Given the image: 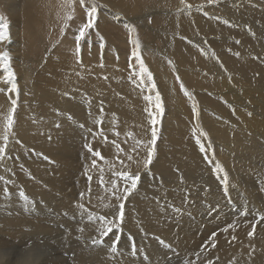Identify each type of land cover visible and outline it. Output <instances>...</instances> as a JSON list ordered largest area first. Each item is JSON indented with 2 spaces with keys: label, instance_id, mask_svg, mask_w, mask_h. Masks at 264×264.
Segmentation results:
<instances>
[{
  "label": "bare ground",
  "instance_id": "obj_1",
  "mask_svg": "<svg viewBox=\"0 0 264 264\" xmlns=\"http://www.w3.org/2000/svg\"><path fill=\"white\" fill-rule=\"evenodd\" d=\"M73 1L78 3V0ZM154 1L148 4L151 9L167 7L168 0ZM43 2L44 0H0V17L8 23L9 33V39L0 43V52H8L10 59H12V53L14 56H20L19 48L25 44L24 39L29 44L34 35L31 30L26 34L25 31L28 28H23L21 24L25 23L26 26L33 22L34 27L38 15L35 17L32 7ZM57 2L55 1L54 4ZM103 2V9L99 12L100 18L97 19V28L91 31V35L93 33L98 37L99 34L105 35L103 28L107 26L109 30L111 24L129 28V33L132 34L134 32L132 26L119 17L121 15L133 16L132 21L143 19V15L138 17L137 14H140L145 0H109L106 2L103 0ZM209 5L208 3L197 12L181 14L183 18L165 17L161 19L153 16L155 17L153 23L163 24L169 19L171 21L172 19L173 21L184 19L183 22H188L193 26L186 27L184 33L197 32L201 36L210 38L209 41L206 40L210 48L197 52L198 55L195 54L196 59L194 60L192 53L197 50L194 48L191 51L193 48L191 45H184L183 51L175 50L170 46L173 57H177L176 52H180L178 57L181 58H179L181 60L179 63L182 67L178 74L168 69L164 63L156 66L157 60L151 56L154 64L147 57V53L142 52V60L151 70L148 72L156 76V78L152 77L155 88L150 91L148 89L142 91L141 87H137L130 80L132 72L139 70V65L136 64L137 61L132 55L136 47L132 48L128 56L118 55L117 48H114V41L111 39V52L106 53L104 61L102 58V60L95 58L97 55H92L86 56L83 61L79 60L78 65L77 60H74L76 57L71 60L52 53L51 57L35 60L36 67L31 68L35 74L31 79L28 80L30 78L28 74H23L19 82H15L17 93L8 90L10 85L5 83V76L0 73V134L3 133L4 122L12 108L13 100L15 101V112L12 114L14 124L12 135L9 136L7 152H12L17 156L32 150L35 152V155L21 158L19 162L12 159L6 161L4 163L6 171L0 167V171H3L0 172V176L5 175L6 179L13 182L10 185L0 182V203L6 205L7 210H14V214L4 216L5 223L1 224L0 221V232L11 231L16 227L22 231L26 228L25 225L29 224L28 221L25 222L28 217L24 218L25 220L19 219L20 212L17 213L20 206H25L24 201L19 197V192L26 191L32 205L38 201L44 208L54 209L48 217L50 214L56 216L58 213L60 216L75 214L78 226L83 227L87 235L94 236L93 233L97 230L94 224L85 221L83 224L79 223L82 213L77 205L82 203L91 212L106 213V216L111 219L117 213L111 205L117 202L105 192L108 185L101 186L98 183L99 168L104 169L105 181L116 179L118 186L122 184V181L114 177L112 173L122 170L139 173L140 178H154L153 181L148 180V182L143 178L142 182L137 185L136 191L124 201V219L120 223L125 229L127 224L135 227L136 221L132 212L136 208V216L139 214L141 216V229L145 230L139 241L145 249H142L143 254H140L141 249H137L135 258L131 255H121L118 260H113L110 251L105 249L87 251L83 249L84 251L79 254L85 264H163L164 260L160 257L164 254L157 249V246H151L157 238L163 241L167 238L175 245L174 247L171 245V249L174 250L168 249L170 253H187L190 249H199V245L202 244L209 259H213L216 264H264V223L257 221L262 215H258L261 216L256 222L249 220L240 223L232 222L239 213L229 205H225L227 199L220 187L224 176L216 170L217 164L234 167L230 170V181L227 179V191L232 193L237 203L245 210L253 209L255 204L256 208L264 214V190H262L264 188V50L257 52L253 45V50L249 49L248 42H242L243 37L242 48L230 47L228 44L233 35L232 24L235 26L234 19L233 23L231 22L233 15L230 14L229 18L219 15L221 17L218 19L206 21L199 13L201 11L210 12L211 8L216 9V7H208ZM39 23L40 21L37 25ZM242 23L239 29L240 37L246 33L248 38L252 36L259 42L262 41L261 36L259 38L255 34L250 35L247 30L248 26L244 24L245 21ZM125 25L130 27H125ZM36 28L34 30L38 29ZM241 30H243L242 35ZM24 35L28 36L23 38ZM150 36L162 40L163 43L168 40L165 37L162 38L158 32H152ZM211 39L215 41L212 42ZM9 40L11 43L6 44ZM84 43L89 45V49L95 48L97 51H102L98 46L102 43L100 41L95 43L87 40ZM259 46L264 49V43H259ZM233 55L238 56L233 57ZM14 64L13 66L16 65ZM101 64L104 66L101 67ZM132 65L135 68L131 67ZM77 72L80 76L76 75ZM104 76L108 79L105 80ZM158 77H160L159 80ZM180 85H184V88L182 89ZM190 88L200 97V100L191 93ZM156 93H159L162 112L155 106ZM191 95H194L195 99L191 100ZM148 96L152 99H146ZM101 101H103L104 108L102 123L96 125L93 121L101 118L99 111ZM149 113L152 115L150 116ZM153 118L158 121L155 125L157 138L154 146L150 143ZM56 124L60 127H56ZM88 129L92 132L103 131L104 135L93 139ZM201 133L205 135L202 136ZM105 137H107L106 140ZM197 139L200 140V144L197 143ZM136 140L144 141V144L139 146L136 152H130V146L135 145ZM113 141L119 143L124 149L119 157ZM86 142H90L93 151L100 152V157H92L84 147ZM2 143L3 141L0 140V144ZM213 143L216 148L215 156L214 151L209 152ZM201 144L205 148L204 152L200 150ZM150 148L153 149V156L151 163L145 168L144 160ZM128 155L132 156L131 160L128 159ZM209 155L211 157L206 161ZM48 156L53 159L54 163H48ZM92 159H96L99 168L92 169ZM121 160L123 164L120 163ZM21 165L23 168L20 167ZM86 167L90 169L87 175L93 177L90 184L85 174ZM159 179H165L164 184H161ZM213 179L217 181L219 187ZM179 182L181 184L187 182V185L183 183L182 188ZM5 187L9 188L8 195L3 192ZM185 191H189L187 198L184 196ZM81 192L86 193L83 200L80 198ZM157 199L165 205V209L172 211V208H177V206L180 208L181 211L176 214L178 221L182 223L179 228L174 222L167 221L169 218L167 220L163 218L161 213L168 214L169 210L162 211ZM185 204L192 206H185ZM116 208L118 211V205ZM35 209L40 211L38 208ZM187 209H191L190 215L195 212L202 218V220L196 218L200 229L197 226H189L185 215ZM202 209L212 214V218L207 216L208 221L203 220ZM224 212L225 215L221 216ZM152 213L158 215L154 216ZM222 217L232 218L230 221L227 220V223L224 222L225 225L231 222V226L226 228L227 231L223 228L221 232H216L213 222L209 221L217 218L218 221H222ZM36 222L33 225L29 224L28 227H33V229L36 227L38 233H43L45 231L43 227L49 225L44 221L39 223L37 220ZM203 226H205L204 230ZM187 228L191 230L186 231ZM157 231L165 237H160L156 234ZM213 233H215L214 238ZM249 233H252L251 237ZM149 236L154 239H150ZM213 242L215 247L212 246ZM187 247L190 248L185 249ZM27 251L22 264H42L40 260H44L45 256H50L49 261L47 259L48 262L45 263L51 264L53 254L38 256L37 261L28 256ZM83 262L79 263L83 264Z\"/></svg>",
  "mask_w": 264,
  "mask_h": 264
},
{
  "label": "rangeland",
  "instance_id": "obj_2",
  "mask_svg": "<svg viewBox=\"0 0 264 264\" xmlns=\"http://www.w3.org/2000/svg\"><path fill=\"white\" fill-rule=\"evenodd\" d=\"M31 1H35V0H31ZM55 1L57 2V0H44L45 3L43 2L39 5H34L32 7V10H33V13L35 14V17H37L36 15H38L37 20H35V22L38 23L40 21L41 24L40 23L39 24H40V26L42 25L41 28H40L39 24L37 25V23H35V22H34V27L36 28V26H37V28H38V29L36 28L37 30H34L35 28L33 27V22H31L30 24H26V26H25V23L21 24L23 28H25V27L28 28V30L25 31L26 34L29 33L31 30L34 32V35H33V37H31L33 39L30 40L29 44H27L26 39H24L25 44L21 48H19V51H21L20 56L15 55L16 56L15 57L14 53H12V56H11L12 59H10L12 65H10V67L11 68L13 67L12 70L14 73L17 71H18L17 73H19V74L21 73L20 75L18 74L20 77L18 75L16 76L17 73H15V76H16L15 82L17 81L16 83L19 82V80L23 76V74H28V76L30 77L28 80H30L31 77L35 74L34 71L32 70V69H35V67H36L34 61L39 59V58H42V57H51V53L55 56L60 55V56L69 58L71 60H73L76 57V59H74V60L78 59L80 61H83L86 56H92V55L99 56L100 55V57L95 56V58H97L99 60L103 59V61H104L106 58V53L111 52L110 51V39L112 41H114V48L118 49V50L116 49V53L118 55L119 54H122L123 56H128V54L130 55L131 51L133 50L132 48H135L136 44L138 43L140 46L139 47V54H140L141 58L143 57V53L145 51L147 53V57L149 58V60H151L152 57H154L157 60V64H155L151 60V62H153L156 66H160L161 64L164 63L165 65H167L168 69L174 70V72L176 74L179 73V69L182 67V65L179 63L181 61L180 60L181 58L178 57L180 52H176L177 57H173V55L171 54V51H170V46L175 50L183 51V48L185 47L184 45H188V46L191 45L193 47V48H191V51L194 50V48L197 50L195 53L194 52L192 53L194 60L196 59L195 54L198 55L197 52H203L204 50L210 48V47H208L209 44L207 42L210 40V38L201 36L197 32H192L190 34L184 33V31H186V27L187 28H188V26L193 27L191 24H188V22H183V21H185L184 19H182L180 21H176V20L173 21V19L171 21L169 19L168 21H165V24L153 23V18H155L153 16H158L161 19H164L165 17H182L181 14H186V13H190V12H197V11L201 10L204 6L208 5V0H184L185 4L191 5L190 9L185 8L184 4L181 3V0H168L166 8L151 9V7L148 6V4H149V2H152L154 0H145L144 7L141 9L140 14H137V15H139L138 17H140V16L142 17V15H143V19H140V21H132L133 16H128V17H130V18H128L126 15H123V16L121 15L119 17L121 20H124L126 23H129L132 26V28L134 29V32L132 34H131V32L129 33V31H130V30H128L129 28L126 29V28H123L121 26L111 24L110 25L111 28L109 30H108L109 27H107V26L105 28H103L105 35L99 34V37L95 33H93V35H91V31H94L97 28V22H98L97 19L99 20V18H100L99 12H100V10L103 9V5H104L103 0H96V2L99 5H101V7L98 8L95 26L92 29H90L88 31V33L86 34L85 38L79 42V53L78 54L76 51V41L74 39V36L78 35L79 28L84 23L87 22V15H86L85 11L78 5V3L74 2L73 0H72L71 8L64 7L65 0H59L57 3L54 4ZM106 1H109V0H105V2ZM155 1H157V0H155ZM188 1H191V2H188ZM106 5H109V4H106ZM211 5H213V6H211ZM40 7H41V9H40ZM208 7H210V8L216 7V9L211 8L212 10L210 12L209 11H201L199 13L202 15L201 17L206 21H210L209 19H218V17H221L219 15H222L226 18H229L230 14L233 15L231 22L234 19L233 21L235 23V26H234V24H232L233 35L231 36V40L229 41V44H228L230 47L235 48V49L242 48L241 40L243 37L242 42H244V41L248 42L247 44H249V49L253 50V47H252V45H253L255 47V51H257V52H258V50H260V51L264 50L261 46H259V43H264V0H215V3L210 4ZM66 15H70L71 19L65 21L64 17ZM38 18H40L39 21H38ZM45 18H47V19L45 20ZM56 21H57V23H56ZM243 21H245L244 24L246 26H248L247 30L249 31V34L250 35L255 34L259 38L261 36V38H262L261 42H259L257 40V38L252 37V36H250L248 38L246 33L243 34V30H241L242 31L241 35L242 34L243 35L240 37V35H239L240 30L239 29H241L240 24H243L242 23ZM43 22L45 24H43ZM180 23H181V25H179ZM183 23H185V24H183ZM214 24H216V23H214ZM152 32L153 33H155V32L160 33L162 38L165 37L169 41L165 40L163 43L162 40H158L156 38L151 37L150 35ZM37 35H38V37H37ZM25 36L27 37L28 35H24L23 38H25ZM101 38H102V41H101ZM134 39H135V41L133 42ZM87 40L95 42V43L99 42V41H100V43L102 42L103 47H101V45L98 44V46L101 47L102 51L101 52L97 51V50H95V48L89 49L88 48L89 45L84 43ZM211 40H212V42L215 41L213 39H211ZM10 41L11 40L6 42V44L11 43ZM69 43H70V45H69ZM129 43H130V45H129ZM38 44H40V45H38ZM28 46H29V48H28ZM81 46H83V47H81ZM159 47H160V49H159ZM23 48H25V50ZM142 48L144 50H142ZM28 51L30 53H28ZM63 52H64V54H63ZM26 53L28 54V56ZM97 53H99V54H97ZM22 54H24V55H22ZM108 54H110V53H108ZM235 56H238V55H233V57H235ZM216 57H217V59H219V55H217ZM15 58L18 60V63H17V60ZM214 62L216 63V61H214ZM14 63L17 65V67ZM19 63L20 64L22 63V64L20 65ZM13 64L15 66H13ZM136 64H138V62ZM24 65H25V67H24ZM128 65H129V63L127 64V66ZM144 65H145V67H147V70L151 72L149 66L146 65L145 63H144ZM32 66H33V68H32ZM26 67H28V68L26 69ZM16 69H17V71H16ZM21 69L23 71H21ZM30 70L32 72H30ZM152 77L156 78V76H154V75H152ZM159 78L160 77H158V80H159ZM27 84H28V82H27ZM183 88H184V85H183ZM192 90L193 89H191V93H193L197 97V99L200 100V97L197 96L195 94V92ZM185 91H187V90H185ZM194 95H191V100L195 99ZM175 96L177 97L176 93H175ZM184 97H186L185 94H184ZM212 142H213V140H212ZM211 145H213V147L209 150V152L214 151L213 155L215 156L216 155L215 145H214V143ZM7 154L11 156L12 160L19 162L21 160V158H27L30 155H35V152H34V150H32V151H28L24 154H20L19 156H17L16 154H12V152L11 153L7 152ZM209 157H211V156L209 155L206 158V161L208 160ZM6 161H11V160L7 159L3 162H0V167L3 169V171H6V166L4 165V163ZM48 163H54L53 159L49 156H48ZM209 165L211 166V164H209ZM219 166L222 169V171H220L221 174L223 176H225V174H226L227 179L230 181V176H229L230 170L233 169L234 167H228L227 165L224 166L222 164H220ZM3 171L1 170L0 172H3ZM130 174H135V173H130ZM1 175H3V174H1ZM3 176H5V175H3ZM143 178L146 179V182H148V180H151V181L154 180V178H152V177H143ZM143 178H140L138 184L142 182ZM164 180L159 179L160 183L162 182L161 184H164V182H165ZM213 181L219 187V184L217 183V181L215 179H213ZM160 183H158V184H160ZM183 183H185V182H182V184L179 182V184L182 185L181 186L182 188L184 186ZM220 187H221L222 191L224 192V195L227 199V202H225L226 203L225 205H229L234 210H237L239 213L236 215L235 220H233L232 222L240 223V222H243L245 220H249L251 222H256V220L261 215L262 216L264 215L263 211L256 208L257 205H255V204L253 205V209L245 210V208L241 207L237 203V200L234 199L232 193L227 191L228 190L227 189V183H225V180L220 182ZM24 193L26 195V191H24ZM188 193H189V191L184 192V196L186 198L188 196ZM77 198L78 197H76V199ZM21 200H23V199L21 198ZM185 206H192V205L191 204L190 205L185 204ZM6 207H7L6 205L0 203V221H1V224L5 223L3 220L4 216H10V215H12V213L14 214L13 209L7 210ZM35 208H38L40 211L39 212L36 211ZM113 208L115 210L114 212H117V208L116 207H113ZM177 208L180 209L178 206H177ZM135 209L133 210V212H132V209H130V212L133 213V217L136 221V226L134 227L130 224H127V226H126L127 230H126L121 225H119L120 235H121V244L118 245V248H120L124 252L130 251V249L128 247V245L130 243L128 241L129 236H131L132 240L135 241L137 249H145L144 247L141 246V243L139 241L141 236L145 233V230H144V228L141 229V227H142L141 216H140V214H139V216H136V210ZM18 210L19 211H17V213L20 212L19 213L20 214L19 219L25 220L28 217V219H30V220L27 219V220H25V222L28 221L30 225H33L34 222L37 223L36 221L38 220L39 223H41L40 221H44L47 224L52 225V226H50V227H49V225H48V227L44 226L43 229H45V231L43 233L42 232H40V233L36 232V230H37L36 227L33 229V227L31 228L29 226L30 227L29 228L28 227L29 224H26L25 225L26 228L22 231L19 230L17 227L13 228L16 231L19 230L17 232H15L13 229L11 230V231H13L14 235L17 233L15 236L13 235V233L11 234V231L0 232V242H1L0 243V264H22L21 263L22 259L25 258L24 255H25V252L27 250L31 251V252L27 251V253H29L28 256H30L32 259L38 261L39 257L34 253V249H36V248L46 249L47 251L45 254H47V253L53 254L51 256V264H75V263L81 264L79 262H83V261H82V259H80L81 255L79 253L84 251V250L87 251V250H92V249H98V250L99 249H105L108 252L110 251L109 250V244L111 243V239H112V235H110L111 233L109 234V237L104 238L105 242L102 246L92 248L91 247V241L94 238H98L99 233L96 230L93 233L94 236H91V235H87L84 231L80 232L79 231L80 227L78 226V220H77V217L75 214H66V215L60 216L58 213L56 216L53 214H50V217H48V214L52 213L54 209L44 208L43 206H41V204L38 203V201L35 202L31 207H26L24 205L20 206V208H18ZM165 210L166 211L169 210L170 213L169 212H167L168 214L161 213V215L164 216L163 218L165 220H167V218H169L167 221L174 222L175 224H177L176 226H178V228H179L182 223L180 221H178V219H177L176 214H178V213L174 212L173 210L171 211V209H165ZM190 210L191 209L185 210V215L187 216L188 224H189V226H193V227L197 226L199 228V225H198L199 222L196 221V218H199L201 220H202V218L199 217L195 212H193V214L190 215ZM88 211L91 212V210H88ZM93 213L95 215H105L106 216V213H101V214H98L95 212H93ZM240 213H242V214H240ZM153 214H154V216L158 215L157 213H152V215ZM256 214H257V216L259 214H261V215L257 217ZM211 215L212 214H210L207 210L202 209L203 220H206L207 216L212 218ZM224 215H225V212L221 216H224ZM171 216H174V217H171ZM43 217L47 220H50V221L53 220V221H51V222H48L47 220L45 221V220H43L44 219ZM172 218H173V220H172ZM222 218H223L222 221H218V218L216 220L209 221V222H213L214 230L216 232H221L223 230V228L226 229L228 226H231V222L227 225H225V223H227L226 222L227 220H229V221H230V219L232 220V218H230V219L229 218L227 219L224 217H222ZM39 219H42V220H39ZM84 221L88 222L86 219V215L84 217ZM206 221H208V220H206ZM257 221H260V222L262 221L264 223V220H261L260 218ZM40 229H42V228H40ZM181 229H184V228H181ZM202 229L204 230L205 226H203ZM190 230H191L190 228L186 229V231H190ZM113 231L115 232L116 229L114 228ZM157 232H156V234H158L160 237H162V238L165 237L162 234H160L159 232L158 233ZM3 233H5V234L3 235ZM9 235H11V236H9ZM149 237H150V239H154L152 236H149ZM107 241H108V243H107ZM154 241L155 242H153L151 244V246L152 247L157 246L158 247L157 249H160L162 251L164 256H162L160 258H163V260H164L163 264H171V263L172 264L173 263L174 264H209L210 260L212 261V264H216V262H214L213 259H209L208 254L203 249L202 244L199 245V247H200L199 249H194V250L190 249L189 252H187V253L183 252V254H181L179 252L170 253L168 251V249L163 248L159 244V241L157 239H154ZM165 241L169 242L166 244H168L170 246V249H171V245L173 247L175 246L167 238H165ZM189 248L190 247H187L185 249H189ZM202 249L204 252L202 251ZM105 250H103V251H105ZM171 250H174V249H171ZM192 251H193V253H192ZM197 253H199V256L196 255ZM180 254L185 256V257L181 256ZM186 256H188L187 259H185ZM45 257L43 258L45 261L40 260V263L46 264L45 262L49 261L50 256H45ZM47 259H48V261H47ZM83 264H85V263L83 262Z\"/></svg>",
  "mask_w": 264,
  "mask_h": 264
},
{
  "label": "snow or ice",
  "instance_id": "obj_3",
  "mask_svg": "<svg viewBox=\"0 0 264 264\" xmlns=\"http://www.w3.org/2000/svg\"><path fill=\"white\" fill-rule=\"evenodd\" d=\"M78 3L81 7H83L86 15H87V22L84 23L78 30V35L74 36V39L76 41V51L77 54L79 53V42L85 38L86 34L88 33V31L90 29H92L95 26V21H96V16H97V12H98V8L101 7V5H99L96 0H78ZM181 3L184 4L185 8L190 9L191 5L185 4L184 0H181ZM209 4L215 3V0H208ZM72 6V0H65L64 3V7L66 8H71ZM182 11V10H181ZM65 21L70 20L71 16L70 15H66L64 17ZM225 23H227V21H225ZM125 27H130L129 25H125ZM9 39V33H8V23L4 20L3 17H0V43H3L4 41ZM102 41V38H101ZM101 47H103V44L101 43ZM139 44H136V51H133L132 55L135 58V60L138 62L139 64V70L138 71H133L131 76H130V80L136 84L137 87H141L142 91L144 89H148L149 91L151 89L155 88V84L152 82V75L150 72H148L147 68L145 67L143 60L139 54ZM76 63L79 65L80 61L77 59ZM11 64V60H10V55L8 52H0V73H2L5 76V83L10 85V88L8 89L10 92L13 93H17V86L15 83V73L13 72L12 68L10 67ZM101 67H103L104 65L101 64ZM82 67V66H81ZM131 67L135 68L134 65H132ZM77 76H80V73L77 72L76 73ZM105 80L108 79L107 76L103 77ZM181 88L183 89V85H181ZM187 95V93H185ZM146 99L151 100V96L146 97ZM103 101H101V107L99 109L100 114H101V118L99 119H95L93 121L94 124L99 125L100 123H102V117H103V113H104V108H103ZM156 108L162 112V108H161V104H160V97H159V93H156ZM15 112V101L13 100L12 102V108L9 111L6 120L4 122V126H3V133L0 134V140L3 141L2 144H0V162H3L7 159H11V156L7 154V150L9 147V136L12 135V128H13V124H14V119H13V113ZM149 115L151 116L152 113H149ZM69 119H71V117H69ZM157 120L155 118L152 119V129H151V144L154 146L155 142H156V138H157V130L155 128V125L157 124ZM56 127H60L59 124L55 125ZM81 127H83V125H81ZM89 132L92 133V138L96 139L98 136H103L104 133L103 131H99V132H92L91 129H88ZM118 135V133H117ZM130 135V134H129ZM201 135H205L203 133H201ZM50 138V137H49ZM107 139V137H105V140ZM16 143H19V141H16ZM125 143H127V141H125ZM197 143L200 144V140L197 139ZM113 144L115 145L116 149H117V156L119 157V154L124 152V149H122L120 147L119 143H116L115 141H113ZM144 141L141 140H136L135 141V145L130 146V152H136L138 150V147L143 145ZM84 147L88 150L89 153H91L93 158H97L100 157V152L99 151H93L90 142H86ZM208 147L210 148L211 145L209 144ZM200 150L202 152L205 151V148L203 146V144H201ZM37 155H40L39 153H37ZM152 156H153V149H149L147 152V157L144 160V167L147 168L148 164L151 163L152 160ZM44 159H47V157H44ZM128 159L131 160L132 156L128 155ZM121 164H123V160L120 161ZM21 168H23V165L20 166ZM114 167V165H113ZM99 168V166L96 163V159H92V169H97ZM7 170V169H6ZM216 170L218 172L222 171V169L220 168V166L217 164L216 165ZM90 171L89 168H85V174L87 175V173ZM113 176L118 178L120 181H122V184H120L119 186L117 185V181L116 179H111L108 181L104 180V169L103 168H99V180L98 183L101 184V186H104L105 184L108 185V187L105 188V192L109 193L110 196L112 198L115 199V201L117 202L115 205H111L112 207H117L118 205V211L117 213L111 218L109 219L107 216L105 215H95L93 212L88 211V209L84 206V204L79 203L77 205V207L80 209L82 215H81V220H80V224H83L84 222V217L86 215V219L89 222V224H94V226L96 227L98 233H99V237L98 238H94L91 241V247L92 248H96L99 246H102L104 244V238L105 237H109V234H112V239H111V243L109 244V250L110 253L112 254V259L113 260H118L119 256L121 255H131L133 258H135L137 256V246L134 240H132V237L129 236L128 237V241L130 242L128 247L130 249L129 253H124L121 251L120 248H118V245L121 244V235H120V228L119 225L120 223L123 221L124 219V201H126L128 199V196H130L133 192L136 191L137 189V185L138 182L140 180V175L139 173L136 174H130L129 172L126 171H113ZM87 179L89 181V184L91 183L93 177L91 175H87ZM224 180L225 183H227V175L225 174L224 176ZM0 182H2L4 185H10L11 183H13L12 181L6 179L4 176H0ZM262 190H264V188H262ZM88 191H91V188L89 187ZM3 192L5 193V195H8L9 193V188L5 187L3 189ZM86 196L85 192H81L80 193V198L81 200L84 199V197ZM19 197L23 199L24 204L26 207H31L32 206V202L28 199V197L25 195V193L23 191L19 192ZM157 203L160 204L161 210L164 211L165 210V205L161 204L160 200L157 199ZM106 207L108 205H105ZM174 212L179 213L181 210L178 208H173L172 209ZM261 220H264V216L260 217ZM255 227V226H253ZM116 229V231L114 232L113 229ZM80 232L84 231L83 227L79 228ZM225 231H227V229H225ZM252 233H249V236L251 237ZM215 237V233H213V238ZM159 241V244L166 249H170V246L168 244H166L165 241L163 240H159V238H157ZM213 247H215V243L213 242L212 244ZM203 250V249H202ZM46 249L43 248H36L34 249V253L37 256H41L44 255L46 253ZM140 254H143V250H139ZM197 256H199V253L196 254ZM145 259H147V257H144ZM209 264H212V261H209Z\"/></svg>",
  "mask_w": 264,
  "mask_h": 264
}]
</instances>
